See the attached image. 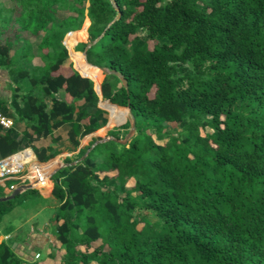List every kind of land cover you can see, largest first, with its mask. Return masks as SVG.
<instances>
[{
    "label": "trees",
    "instance_id": "obj_1",
    "mask_svg": "<svg viewBox=\"0 0 264 264\" xmlns=\"http://www.w3.org/2000/svg\"><path fill=\"white\" fill-rule=\"evenodd\" d=\"M9 1L0 67L28 139L70 123L78 144L108 122L101 92L114 122L127 112L116 104L135 118L128 142L100 133L53 175L56 264H264V0ZM89 45L87 61L127 88L85 62ZM20 144L0 124L1 154ZM137 207L158 220L138 228ZM0 264H22L4 241Z\"/></svg>",
    "mask_w": 264,
    "mask_h": 264
},
{
    "label": "crops",
    "instance_id": "obj_2",
    "mask_svg": "<svg viewBox=\"0 0 264 264\" xmlns=\"http://www.w3.org/2000/svg\"><path fill=\"white\" fill-rule=\"evenodd\" d=\"M13 94L8 70L0 67V101L4 102V106L7 108L5 112L0 111V113L14 119L15 124L12 127V136L21 142L19 149L24 146H30L34 151L40 152L42 158L37 155L39 165L51 178L47 185L31 188L36 189L35 191H30L31 189L25 190L32 193L30 200L32 202L15 203L11 210L3 216L0 223V242L4 241L10 244L16 255L22 259V264L36 261L41 264H56L60 262L64 248L61 246L56 233V225L58 223L54 217L61 201L53 194L55 184L52 177L63 167L77 163L90 152L100 140L95 141L90 148H87L88 144L100 134L98 130L101 132L110 124L112 113H106L104 111L105 107L102 106L99 100L98 107L103 109L104 116L108 119V122L98 130L80 137L78 144H75L70 138V123L57 125L54 127L52 134H33L30 140L24 134L27 129V123L24 120L13 117L11 114L14 112L11 106ZM98 95L102 96V92L101 94L98 93ZM47 99L49 107H52V98L47 97ZM79 104H83V101ZM116 105L127 109L128 113L132 115L126 106ZM6 112L7 114H5ZM109 136L105 135L102 140ZM85 148H87L85 154L80 157V153ZM3 157L5 156L0 152V159ZM9 184V182L1 184L4 187L5 195L10 193ZM61 222L62 220L59 224ZM37 254L40 255L37 257Z\"/></svg>",
    "mask_w": 264,
    "mask_h": 264
},
{
    "label": "built area",
    "instance_id": "obj_3",
    "mask_svg": "<svg viewBox=\"0 0 264 264\" xmlns=\"http://www.w3.org/2000/svg\"><path fill=\"white\" fill-rule=\"evenodd\" d=\"M0 124L5 128H12L15 121L0 113ZM50 178L39 165L37 154L30 146H24L0 159V184L9 182L10 192L23 186L34 188L47 185Z\"/></svg>",
    "mask_w": 264,
    "mask_h": 264
},
{
    "label": "rangeland",
    "instance_id": "obj_4",
    "mask_svg": "<svg viewBox=\"0 0 264 264\" xmlns=\"http://www.w3.org/2000/svg\"><path fill=\"white\" fill-rule=\"evenodd\" d=\"M7 2H8V4H11L12 5V3H10V1L9 0H6ZM61 16H65L66 15V13H62L61 12V14H60ZM33 42H34V44L35 45H37V43H38V39H33ZM69 50V49H68ZM69 53H70V51H69ZM83 53V52H82ZM70 56H71V54H70ZM73 60V59H72ZM75 62H74V60H73V64H74ZM76 66H77V63H76ZM75 68H77V67H75ZM103 74H104V78H105V73L103 72ZM104 78H103V80H104ZM103 82V81H102ZM96 89V88H95ZM97 91V90H96ZM99 100H100V102H101V104H102V106L104 107V105L103 104H105V103H107V102H110V100L109 99H105V98H103V96H100L99 95ZM104 111L106 112V113H110V111L108 110V109H104ZM111 118V117H110ZM129 121V123H130V127H126V126H124V124L125 123H127ZM131 121H132V115H130L129 113H128V111L126 112V114H125V116L121 119V120H118V121H116V122H114L113 120H112V118H111V120H110V124L108 125V126H106L105 128H104V130H102L101 132H103V133H106V132H109V131H111V130H114V129H117L118 130V133H119V135H120V139H122V140H125L126 139V137H127V135H128V133H129V130H130V128H131ZM118 128H122V129H118ZM178 129L179 128H177V125H171L170 126V128H169V132L170 133H172V134H177V132H178ZM204 131V133L205 132H212V129L211 128H206L205 130H203ZM99 130H98V133H101ZM136 133V132H135ZM109 137H113V136H109ZM130 185L132 186V185H134V182L132 181L131 183H130ZM31 192H29V191H25V192H23V193H21L20 195H18L17 197H16V199H14L13 200V203H19V204H22L23 202H32V201H30L31 200ZM134 195L136 194V192H134L133 193ZM29 204V203H28ZM133 215H134V218H137V219H140V222H139V224H138V228H140V227H142L143 226V222H142V218L144 217V216H146L147 218H149L150 220H152V221H155V220H158V217L154 214V212H152V211H150V210H147V209H144V208H140V207H137L136 209H135V211L133 212ZM96 244H99V242H97ZM95 244V245H96ZM91 264H98L97 263V261H95V260H92V262H91Z\"/></svg>",
    "mask_w": 264,
    "mask_h": 264
},
{
    "label": "water",
    "instance_id": "obj_5",
    "mask_svg": "<svg viewBox=\"0 0 264 264\" xmlns=\"http://www.w3.org/2000/svg\"><path fill=\"white\" fill-rule=\"evenodd\" d=\"M89 47H90V45L87 46V47L85 48V50L83 51V54H84L85 58L87 57V51H88ZM86 60H87V58H86ZM87 62H88V61H87ZM90 64H91V63H90ZM91 65H92V64H91ZM93 66H94V65H93ZM101 69L103 70V72H104L105 74L114 73V74L118 75L119 78H120L121 81H122L123 86H124L125 88L128 87V81L126 80V78L124 77V75H122L120 72H118V71H116V70L109 71V70H107V69H105V68H101ZM127 108H128V110H129V112L131 113L130 107L127 106ZM131 114H132V113H131ZM135 132H136L135 118H134L133 115H132L131 128H130L129 133H128V135H127V137H126L125 140H122V139H116V138H113V137H107V138L104 139V140H107V139H115V140H117V141H119V142L126 143V142L129 141L130 138H132V137L135 135ZM31 188H32V186H23V187H21V188L15 189V190L11 191L9 194L0 197V200H2V201L13 200V199H15L18 195H20L21 193H23L25 190H27V189H31Z\"/></svg>",
    "mask_w": 264,
    "mask_h": 264
},
{
    "label": "bare ground",
    "instance_id": "obj_6",
    "mask_svg": "<svg viewBox=\"0 0 264 264\" xmlns=\"http://www.w3.org/2000/svg\"><path fill=\"white\" fill-rule=\"evenodd\" d=\"M84 60H85V62H86L88 65H90V66H93V65H91L89 62H87V60H86L85 56H84ZM93 67H95V68H97V69H101V68H99V67H96V66H93Z\"/></svg>",
    "mask_w": 264,
    "mask_h": 264
}]
</instances>
